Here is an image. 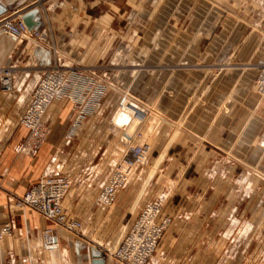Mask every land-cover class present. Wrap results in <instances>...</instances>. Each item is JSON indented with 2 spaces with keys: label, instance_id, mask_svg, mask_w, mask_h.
<instances>
[{
  "label": "crops",
  "instance_id": "crops-1",
  "mask_svg": "<svg viewBox=\"0 0 264 264\" xmlns=\"http://www.w3.org/2000/svg\"><path fill=\"white\" fill-rule=\"evenodd\" d=\"M0 4L6 9L0 17L36 6L32 20L37 31L44 29L45 11L55 45L76 59L95 63L115 50L120 62L143 67L139 76L122 74L121 85H130L143 98L157 94L158 112L182 123L173 138H168V123L150 131L154 144L146 163L118 191L114 203L103 207L97 202L100 185L134 129H127L125 122L119 129L118 118L112 120L105 111L88 118L68 140L74 113L69 104L55 102L47 111L50 131L37 155L18 153L27 136L19 119L39 68L51 63V54L36 40L15 43L0 35V67L18 69L12 91L0 89V229L12 226L11 235L1 242L0 264H91V250L98 249L61 228L55 229L58 248L43 249L42 232L51 224L15 204L16 197L52 168L72 180L63 201L67 218L85 221V234L105 238L109 247L124 238L146 202L160 197L158 220L168 218L170 223L148 264H264V207L259 205L264 194L246 181L243 169L248 165L264 173V97L251 88L257 73L228 71L191 105L203 73L169 69L211 63L232 53L243 62H264V37L246 36L238 24L244 15L224 11L210 0ZM122 114L130 118V113ZM104 264L118 262L106 259Z\"/></svg>",
  "mask_w": 264,
  "mask_h": 264
},
{
  "label": "built area",
  "instance_id": "built-area-1",
  "mask_svg": "<svg viewBox=\"0 0 264 264\" xmlns=\"http://www.w3.org/2000/svg\"><path fill=\"white\" fill-rule=\"evenodd\" d=\"M30 9V7L18 9L1 16L0 35L9 36L15 43L31 39L41 41L44 34L37 30L29 31L22 21V15ZM48 50L51 54V63L39 68L38 79L30 94L29 103L19 119L20 124L27 130V136L18 153L29 157L37 155L48 137L50 130L45 117L52 103L66 101L72 105L75 114L65 136L71 140L87 117L101 113V101L106 91L116 90V83H103L107 78L106 72L101 74L97 69H84L76 63L65 62L56 51L49 48ZM256 67L258 77L254 86L255 92L264 96V62H260ZM17 70L11 66L0 67V89L3 92L12 91ZM121 96L118 110L131 111L132 118L141 124L145 118L144 110L136 105L135 100L127 92ZM131 139L125 138L127 149L121 151L117 165L110 170L100 185L97 202L103 207H110L114 203L118 191L128 186L139 166L147 159L149 147L146 144L133 146ZM71 187L72 180L62 175L59 169L52 168L46 171L22 197L15 198L16 206L34 210L55 227L47 228L42 233L41 247L47 251L56 250L59 246L54 231L56 228H61L73 236L82 237L80 232L83 228L82 223L68 220L63 207L64 198ZM162 207V198L148 201L121 243L115 248L104 250L105 258L110 257L118 264H148L170 223L168 218L161 222L158 220ZM11 233L10 224L0 229V252L2 240Z\"/></svg>",
  "mask_w": 264,
  "mask_h": 264
},
{
  "label": "rangeland",
  "instance_id": "rangeland-1",
  "mask_svg": "<svg viewBox=\"0 0 264 264\" xmlns=\"http://www.w3.org/2000/svg\"><path fill=\"white\" fill-rule=\"evenodd\" d=\"M210 1H212L214 4H216L218 6H222L224 11H228V12L236 14V15H239V14L244 15V21L242 23L239 22L238 24L241 25L242 28L246 29V36L248 34H249V36L255 35L258 39H262L264 37V0H210ZM40 6L43 8L44 7L43 3H41ZM44 19H45V26H44V29L42 31H40L44 34V37L41 41H38L41 45L47 46V48H49L51 51L52 50L56 51L58 54H60L62 56V58L64 59L65 62L76 63L79 67H82L84 69H93L94 68V69H97V71L101 74L106 72L107 78H105V80H106L105 82L102 81L103 83H105V84L116 83V90L109 89L106 91L105 96L103 97V100L101 101V106H100L101 113L90 115L83 122H85L91 116L102 115V113H104L105 111L111 112L112 120L114 119V121H115L116 118H118V122L116 123V126H118L119 129L122 126L123 122H125L124 125L126 126L127 129H129V130L134 129L135 133L131 137L132 138L131 139V145L140 146L141 144H146L149 147L148 156L151 152L152 145L154 144V134L153 133L151 134V132L153 130L156 131L159 127H163L164 125H166L165 123H168L166 125L168 131H170L168 138H170V137L173 138V137L178 136V132L182 128V123L181 122L176 123V122L170 121V120L166 119L161 113L158 112L157 105H156L157 94H152V95L148 96L147 98H143V97H140L139 95H137L133 91L132 87H130V85L129 86L121 85L120 77L122 74L128 73L131 76H136V75L139 76V74L144 69L143 67H141V66H134L133 67V66H129L127 64L120 62L119 56L116 55L115 50H113V53L111 55L102 59V61L95 62V63H88L87 61H82V60L76 59V58L68 55L67 53L59 50L58 47L55 45L54 40L52 38L51 23H50L49 18L47 17V13H45V11H44ZM257 64H259V63L240 61L239 59H236L234 53H232V54L224 57L221 60L214 61L211 63H204V64L193 63V64H187V65H177L176 67H173V66L169 67V69L170 70L185 69V70H190V71H201L203 73L202 80L200 81V84L198 85V87L196 89V93H195L193 100L191 101V105H195L200 100L201 96L204 95V93L208 89L212 88L217 83L218 79H220V77L228 71L245 72L249 69L255 70L257 74H256V77H255L254 82L252 83V87H251L252 91L255 92L254 86H255V82H256L257 77H258V70L256 67ZM125 92H127L135 100L134 102L136 103V105L140 109L144 110L145 118L141 124H139L136 120H134L132 118L131 111H129V110L125 111V112L130 113L129 114L130 118L127 115L126 116L128 118H126L123 116L125 114H122L123 111L118 110L120 98L122 97L121 95ZM260 96L264 97L263 95H260ZM55 102H62V103L69 104L73 113H74L72 105L69 102H66V101H55ZM121 115H122V117L119 118V116H121ZM146 129H148V131H149L148 133L146 132L147 131ZM119 137L122 138L121 135ZM136 139L137 140L142 139V141H140V143L139 142L135 143ZM126 141L127 140H123L121 143L122 146L120 147V149L123 151L125 149H127L126 148L127 147ZM161 160H163V157L160 158V161ZM118 161H119V159H118ZM146 161H147V159H146ZM146 161H145V163H146ZM164 161L165 162L163 163V165H166L168 162V158L167 157L164 158ZM142 165L139 166L135 176L140 172V168ZM243 169H244V174H245L246 178H249L248 180L246 179V181H248L252 186H254L255 190H258V191L262 192V194H264V173H261L256 168L250 167L248 165H244ZM246 187H248V185H246ZM155 198H160V197H155ZM155 198H153V199H155ZM153 199H151V200H153ZM151 200H149V201H151ZM259 205L261 207H264V197L262 198ZM63 207H64V202H63ZM64 210H65V207H64ZM141 210H140V212H141ZM68 220H70V219H68ZM79 222H81L83 227H84V224L86 222L85 221H79ZM50 224L52 227H49V228H55L52 223H50ZM80 232H81L82 237H80V236L78 237L75 235L76 238H79V239H82V240L88 242L89 244L95 246L97 249L101 250L103 253H105L104 250H106V249L109 250V249L116 247L114 245L110 246V247L107 246L108 242L105 238L104 239L103 238L98 239L96 237H92L88 234H85L83 228H82V231H80ZM121 241L119 242V244L121 243ZM260 263L261 262H259L257 264H260Z\"/></svg>",
  "mask_w": 264,
  "mask_h": 264
},
{
  "label": "water",
  "instance_id": "water-1",
  "mask_svg": "<svg viewBox=\"0 0 264 264\" xmlns=\"http://www.w3.org/2000/svg\"><path fill=\"white\" fill-rule=\"evenodd\" d=\"M6 12V9L0 4V15L4 14ZM38 13V8L35 6L33 8H31L30 10H28L27 12H25L22 15V21L24 22L25 26L27 27V29L29 31L34 30L33 29V17ZM91 264H104V258L102 257L100 251L98 250H91Z\"/></svg>",
  "mask_w": 264,
  "mask_h": 264
},
{
  "label": "bare ground",
  "instance_id": "bare-ground-1",
  "mask_svg": "<svg viewBox=\"0 0 264 264\" xmlns=\"http://www.w3.org/2000/svg\"><path fill=\"white\" fill-rule=\"evenodd\" d=\"M39 3V2H38ZM133 110H134V108H132ZM99 250V249H98ZM53 251H55V250H53ZM52 251V252H53ZM100 251V253H101V255H102V257L104 258V260H106V259H110V257H108V258H105V256H104V253L101 251V250H99ZM51 252V251H50Z\"/></svg>",
  "mask_w": 264,
  "mask_h": 264
}]
</instances>
